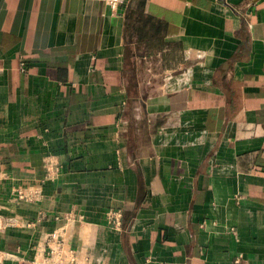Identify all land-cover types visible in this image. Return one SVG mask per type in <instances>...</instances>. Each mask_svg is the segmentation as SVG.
<instances>
[{
    "label": "crops",
    "instance_id": "0c3cea01",
    "mask_svg": "<svg viewBox=\"0 0 264 264\" xmlns=\"http://www.w3.org/2000/svg\"><path fill=\"white\" fill-rule=\"evenodd\" d=\"M0 214V264H264V0H0Z\"/></svg>",
    "mask_w": 264,
    "mask_h": 264
},
{
    "label": "built area",
    "instance_id": "2783aa9c",
    "mask_svg": "<svg viewBox=\"0 0 264 264\" xmlns=\"http://www.w3.org/2000/svg\"><path fill=\"white\" fill-rule=\"evenodd\" d=\"M108 4L111 6L112 9L116 10L118 9V7L125 3L126 0H107ZM52 162H50L51 164ZM38 197L37 194H29V195H25L22 194L20 195V198L22 199H36ZM111 217H114V222L116 225H120V217H121V213L120 212H110ZM19 223V220L17 218L14 217H8V216H3L0 214V229H7L10 226H16ZM62 246L61 242H58V247L60 248ZM61 250V249H60ZM57 250H55L54 248H52L50 250V256L54 257L57 255ZM10 254L0 250V263H2L5 259L9 258ZM46 258V257H45ZM35 264H48V258H46L43 262L41 263H37L35 262Z\"/></svg>",
    "mask_w": 264,
    "mask_h": 264
}]
</instances>
